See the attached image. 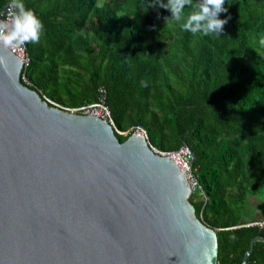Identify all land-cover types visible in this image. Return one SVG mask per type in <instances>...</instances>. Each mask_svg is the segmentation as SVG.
Listing matches in <instances>:
<instances>
[{
  "label": "trees",
  "instance_id": "1",
  "mask_svg": "<svg viewBox=\"0 0 264 264\" xmlns=\"http://www.w3.org/2000/svg\"><path fill=\"white\" fill-rule=\"evenodd\" d=\"M24 2L45 25L27 43L29 87L75 108L104 86L118 129L143 127L160 151L188 146L206 196L191 194L194 213L216 232L217 264H241L264 237L242 218L248 196L264 193V0H225L220 35L183 30L192 6L174 24L152 0ZM246 264H264V241Z\"/></svg>",
  "mask_w": 264,
  "mask_h": 264
},
{
  "label": "water",
  "instance_id": "2",
  "mask_svg": "<svg viewBox=\"0 0 264 264\" xmlns=\"http://www.w3.org/2000/svg\"><path fill=\"white\" fill-rule=\"evenodd\" d=\"M21 70L0 45V264H217L169 156L48 100Z\"/></svg>",
  "mask_w": 264,
  "mask_h": 264
},
{
  "label": "clouds",
  "instance_id": "3",
  "mask_svg": "<svg viewBox=\"0 0 264 264\" xmlns=\"http://www.w3.org/2000/svg\"><path fill=\"white\" fill-rule=\"evenodd\" d=\"M159 6L167 9L170 15L164 17L165 22L181 21L186 6H192L186 21L182 23L185 31L193 34L220 35L225 32V24L229 16L221 17L220 13L229 12L230 4L225 0H152L149 7ZM45 25L35 10L26 6L24 0H12L9 17L0 19V45L5 47L24 45L28 42L38 43L44 32ZM264 44V38H261Z\"/></svg>",
  "mask_w": 264,
  "mask_h": 264
},
{
  "label": "built area",
  "instance_id": "4",
  "mask_svg": "<svg viewBox=\"0 0 264 264\" xmlns=\"http://www.w3.org/2000/svg\"><path fill=\"white\" fill-rule=\"evenodd\" d=\"M11 7H12V0H9L4 5L2 10L0 11V19H5V18L9 17V12L11 10ZM6 48L9 51H11L18 59L21 60V62H22V70H21V75H20L21 80L24 83L29 84L28 83L29 82L28 77L26 75V69L29 67V65L31 63V59L29 56L27 43L24 45L9 46ZM106 97H107L106 89L104 86H101L98 89L96 101H94L92 103L82 104L79 107H75V108L66 107V110L73 112V113H77V114L94 116V117L100 118L104 121H107L115 131H117L119 134H122L125 136H127V135L130 136L131 134H142L144 136V138L147 140V142L149 143V145L151 146V148L160 155H164V156L166 155L169 157H171L172 155H177L178 159L177 160L172 159V160L176 163V165L180 169H182L184 171L185 177H186L188 184L190 186V189H191V194H195V195L197 194L200 197L206 198L205 193L203 191V188H202V186L198 180V177L195 173V168H193V166H192L193 154H192L190 148L186 145H183L181 148H179L176 151H170V152L160 151L159 149H157L156 147H154L150 143L147 132L143 127L135 126L129 130L118 129L113 118H112L111 111H110V109L106 103ZM47 99L51 100L49 98H47ZM245 225L257 226L261 229H264V219L251 221Z\"/></svg>",
  "mask_w": 264,
  "mask_h": 264
},
{
  "label": "crops",
  "instance_id": "5",
  "mask_svg": "<svg viewBox=\"0 0 264 264\" xmlns=\"http://www.w3.org/2000/svg\"><path fill=\"white\" fill-rule=\"evenodd\" d=\"M242 218L246 221L264 219V193L248 196Z\"/></svg>",
  "mask_w": 264,
  "mask_h": 264
},
{
  "label": "bare ground",
  "instance_id": "6",
  "mask_svg": "<svg viewBox=\"0 0 264 264\" xmlns=\"http://www.w3.org/2000/svg\"><path fill=\"white\" fill-rule=\"evenodd\" d=\"M136 135H139V136H143L142 134H136ZM172 157V158H171ZM170 158L173 159V160H177L178 159V156L177 155H172ZM182 170V169H181ZM183 171V170H182Z\"/></svg>",
  "mask_w": 264,
  "mask_h": 264
},
{
  "label": "rangeland",
  "instance_id": "7",
  "mask_svg": "<svg viewBox=\"0 0 264 264\" xmlns=\"http://www.w3.org/2000/svg\"><path fill=\"white\" fill-rule=\"evenodd\" d=\"M99 1L102 2V1H104V0H99ZM179 22H180V21H175L174 24H178ZM28 81H29V82H28ZM28 81H27V82L29 83L28 85H31V84H32L31 81H30L29 79H28ZM127 136H129V135H127Z\"/></svg>",
  "mask_w": 264,
  "mask_h": 264
}]
</instances>
